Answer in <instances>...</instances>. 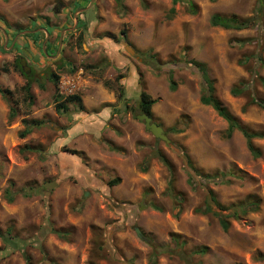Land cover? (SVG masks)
Instances as JSON below:
<instances>
[{
  "label": "rangeland",
  "instance_id": "374dc122",
  "mask_svg": "<svg viewBox=\"0 0 264 264\" xmlns=\"http://www.w3.org/2000/svg\"><path fill=\"white\" fill-rule=\"evenodd\" d=\"M61 2L68 0H0V87L9 90L0 93V230L7 238L0 237V264H27L26 256L31 264H264V109L249 103L253 94L264 99V0H93L56 53L42 42L45 32L37 43L32 34L50 27L51 40L73 26V9L68 19L53 11ZM214 13L253 24L215 26ZM192 60L206 64L221 103L260 134L253 139L259 156L201 102L203 79ZM142 91L156 100L153 119L175 128L170 143L137 118ZM58 92L79 95L84 110L70 102L58 112ZM105 102L112 104L104 117ZM26 120L43 123L22 136ZM196 170L232 173L224 183ZM116 177L121 182L109 185ZM49 181L56 184L47 188ZM11 182L18 194L8 202ZM210 191L223 208L210 201L213 211L205 212ZM214 212L228 218V230Z\"/></svg>",
  "mask_w": 264,
  "mask_h": 264
},
{
  "label": "trees",
  "instance_id": "16d2710c",
  "mask_svg": "<svg viewBox=\"0 0 264 264\" xmlns=\"http://www.w3.org/2000/svg\"><path fill=\"white\" fill-rule=\"evenodd\" d=\"M180 0H173V4H177ZM189 6H190V11L192 12H196L197 10V6L192 3L189 2ZM175 8L172 7V11H174ZM255 19V18H253ZM211 23L215 26H221L227 29H246L252 26L253 24V20H249V19H239L237 16L235 15H230V16H226V15H221L220 13H214L211 16ZM33 35V34H32ZM40 34L37 33L36 35V43L37 40L39 39ZM258 59H260L261 61H263V59L261 57H258ZM191 62V61H190ZM193 64L198 68V71H200L202 79H203V94L201 96V102L205 105H210L213 107V109L221 116L223 117L227 123H228V128H227V135L228 136H232L233 132L235 130H239L243 133V135L246 137L247 139V143H248V147L250 149V151L252 152V154L254 156H259L261 154L260 150L258 148H256L253 144V139L257 138L260 136V134H258L257 132L251 131L249 128H247L246 126H244L242 123L239 122V120L234 116V114L226 107L224 106L221 101L219 100V98L217 97V95L215 94V86H214V82L213 79L210 77L208 68L206 66L205 63L200 62L198 60H192ZM171 74V72H170ZM56 84L59 80L58 75L53 74ZM31 77V76H29ZM261 82L264 85V78H261ZM58 85V84H57ZM171 89L175 90L176 89V82L172 79L171 77ZM244 90H246V85H244L243 87H239L236 86L232 89V93L234 94H241L244 92ZM29 91V90H28ZM0 93L5 96L7 93H9V90L7 89H3L0 87ZM125 95V90L124 88H120V96L124 97ZM121 97V99H122ZM32 98V97H31ZM80 96L77 94H71L68 96H64L61 92L57 93V97H56V102H55V107L56 110L58 112H67L69 111V104L70 102H76L79 104V109L80 110H84L83 106L80 103ZM156 100L154 98L151 97V95H149L147 92L142 91L140 93V97L138 100V105L135 106L134 110L138 111L140 113H147L150 116L153 117V113H152V107L155 104ZM251 104H256L258 106H260L262 109H264V99L257 97L256 95H252V97L250 98V102ZM15 116V112L12 110L10 117ZM136 116V114H135ZM27 124V127L25 128V130H23L21 132L22 136H26L28 133L31 132L32 128L37 126V125H42V121L40 120H32V122H30L29 120L25 121ZM175 131V128H169V129H165V132L168 134L169 132ZM156 138V137H155ZM156 140H158V138H156ZM67 151H69L70 153L73 154H77L79 151L74 150V149H67ZM80 153V152H79ZM156 154L159 155V157L166 162V158L160 153L159 150L156 151ZM168 164V161L166 162ZM196 172L200 175H202L203 177H206L207 179H220L221 182L224 183H228L229 179L225 178V176L230 175L232 172L229 173H225V172H219V173H215V174H209V173H205L203 174V172L197 171ZM218 181V180H217ZM121 182V178L120 177H116L113 178L109 181V185L113 186V185H117ZM11 186L6 188L5 192H4V197L8 202H13L16 199V195L18 194V191H15L13 186L14 183L11 182L10 184ZM171 187V185H170ZM29 194H31L30 191H25L24 195L28 196ZM210 201L214 202L215 204H217L220 208H223V206L220 204V202L218 201L215 193L213 191H210L207 199H206V210L205 212H212V207L210 206ZM257 201H251V202H247L244 204L239 205L236 209L237 212H240L242 214H246L250 209H253V207L251 205H255V207L258 205ZM215 215H218L219 217V221L221 223V226L225 229L228 230L230 227V222L228 220V218L224 215H222L219 212H214ZM59 236L63 237V236H67L66 231L62 230V229H57L54 230ZM10 232V229H9ZM6 234H4L2 232V230H0V237H2V239H7ZM155 257V254H154ZM154 259V258H153ZM26 260H27V264H31V259L30 257L26 256Z\"/></svg>",
  "mask_w": 264,
  "mask_h": 264
},
{
  "label": "flooded vegetation",
  "instance_id": "af4514ba",
  "mask_svg": "<svg viewBox=\"0 0 264 264\" xmlns=\"http://www.w3.org/2000/svg\"><path fill=\"white\" fill-rule=\"evenodd\" d=\"M88 1L89 0H74V3L75 4L74 3L73 4H74L75 7H72V6H69V2H71V0H68V2H65V3H62L61 2L60 3V6H58L57 8H54L53 11L54 12H57V14L63 15L65 19H68V17L71 16V15L68 16V14H69L70 9H73L74 10L73 14L75 15V17H74V24H73L72 27H66L64 29V31L59 30L57 32L58 34L55 35L51 40H49L45 36V40H43L42 42L45 43V41L47 39V41H46L45 44L47 46L50 45V49H52L54 51L57 49V51H56V53H57L60 50V48H61V45L63 43L62 40L64 39L65 33H66V36H67L68 34H71L73 32H76L77 30H79V28L81 27V24L83 22L82 15L84 13H87V11L89 9L91 10L92 7L94 6L93 0H90L89 2ZM83 3H86L85 6H81ZM66 12H68V13H66ZM64 23H66V20L64 21ZM54 30L55 29H52L50 27L47 28V27L41 26V27L37 28L36 30H34L35 32H33L34 33L33 35L36 36L37 33H41V32H44V31L48 32V35H49V34H52L54 32ZM57 37H59V40L56 41ZM17 44L18 43L15 42L14 48L16 47ZM22 59H23V57L19 61L20 62L21 69H22ZM31 71H32V67H31ZM32 75H30V76H32ZM82 154L85 155V153H82Z\"/></svg>",
  "mask_w": 264,
  "mask_h": 264
},
{
  "label": "water",
  "instance_id": "95a60500",
  "mask_svg": "<svg viewBox=\"0 0 264 264\" xmlns=\"http://www.w3.org/2000/svg\"><path fill=\"white\" fill-rule=\"evenodd\" d=\"M128 50L132 53L135 52L132 47H128ZM22 69L26 75H32L31 67L28 65L27 60L25 58L22 59ZM137 118L145 123L146 129L149 130L156 138L170 143L171 139L165 132V128L162 125L158 124L155 120H153L152 116L147 113H138ZM55 184L56 181H49L45 183V186L47 188H52ZM136 232L141 238H146L139 227H136Z\"/></svg>",
  "mask_w": 264,
  "mask_h": 264
},
{
  "label": "crops",
  "instance_id": "0c3cea01",
  "mask_svg": "<svg viewBox=\"0 0 264 264\" xmlns=\"http://www.w3.org/2000/svg\"><path fill=\"white\" fill-rule=\"evenodd\" d=\"M46 34H45V36L47 37L48 36V32H46V31H44ZM14 44H15V42L13 43V46H14ZM54 55L56 54V53H53ZM49 57H53V56H51V55H49ZM113 96H114V93H113ZM111 104L112 103H110V102H105V103H102L101 105V109L102 108H104L105 110L103 111V112H101V111H99V113L101 114V115H103L104 117H105V113L107 112V110L108 109H110V106H111ZM113 109V112L115 111V107H112ZM113 112H112V114H113ZM117 112H118V110H117ZM94 113H95V111H94ZM99 122H101V126L99 127V126H96L97 128H98V130L101 132V130L104 128V119L102 120V121H99ZM157 122V121H156ZM159 123V122H158ZM160 124V123H159ZM160 125H162V124H160ZM163 126V125H162ZM164 127V126H163ZM165 128V127H164ZM99 132V133H100ZM108 137H110L108 134L106 135V136H103V139H107ZM81 151H84L83 153H85V155H84V157H86V156H89L88 155V153H87V151L86 150H81ZM86 151V152H85Z\"/></svg>",
  "mask_w": 264,
  "mask_h": 264
},
{
  "label": "clouds",
  "instance_id": "9594fccd",
  "mask_svg": "<svg viewBox=\"0 0 264 264\" xmlns=\"http://www.w3.org/2000/svg\"><path fill=\"white\" fill-rule=\"evenodd\" d=\"M138 113H140V112H138ZM154 120V119H153ZM158 123V122H157ZM159 124V123H158Z\"/></svg>",
  "mask_w": 264,
  "mask_h": 264
}]
</instances>
